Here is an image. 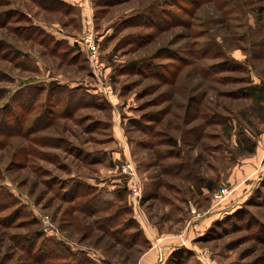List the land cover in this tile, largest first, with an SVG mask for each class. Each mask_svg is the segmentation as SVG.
<instances>
[{"label":"rangeland","instance_id":"rangeland-1","mask_svg":"<svg viewBox=\"0 0 264 264\" xmlns=\"http://www.w3.org/2000/svg\"><path fill=\"white\" fill-rule=\"evenodd\" d=\"M62 1L0 0V264H264V0Z\"/></svg>","mask_w":264,"mask_h":264},{"label":"trees","instance_id":"trees-1","mask_svg":"<svg viewBox=\"0 0 264 264\" xmlns=\"http://www.w3.org/2000/svg\"><path fill=\"white\" fill-rule=\"evenodd\" d=\"M44 2L46 3L45 6L47 8H49V9H52V10H54V8L60 9L62 6L63 7L66 6L65 2L62 1V0H44ZM56 2H58L59 5L58 4L56 5L55 4ZM68 6H70V5L68 4ZM66 9L67 8H65V11H66ZM68 9H69V7H68ZM65 53H67V52H65ZM71 59H74V58L72 57ZM257 89H259L258 86H250V87L245 89V92L247 93V95H251ZM260 90L261 91L263 90V92H264V88H262ZM83 191H85V194L89 195V198L86 200L85 204L86 205L87 204H94V209L93 208L91 209L92 211L93 210H104L107 207L112 205V200H110L109 198H105V197L103 198V196H101L100 193H96V191L94 189L90 188V187L89 188H85V190H83ZM70 193H72V196L75 195V194H78V192H75V191L70 192ZM10 197L11 196L9 195V193L5 189L0 187V212H4L7 209H9V207H11L13 201H11ZM109 223H110V221L109 220L107 221V219L104 221L105 225H107ZM39 235L40 234L35 231L32 235H30L28 237H26V236L23 237V241L28 239L29 242H30L29 246L35 245V244H37V241H38L37 237H39ZM143 238H144L145 242L148 243V240L144 236H143ZM45 245H44V243H41V245H38L37 249H38V252H40V253H38L34 258L43 259V260L47 259L49 257H51V258H53V257L54 258H61V259L64 260L63 264H84V263L88 262V259L80 258V257H77V256L76 257H74V256L71 257L69 255L70 258H68V256L65 255L64 252H62L63 254L60 253V252H59V254H57L58 252L56 254H55V252L53 254L52 253L44 254V253H42V250L45 248ZM29 246H28V249H26V251L31 254L32 249H29L30 248ZM178 252L179 251L171 252L168 255V257L166 258L164 264L166 262H168V261H176V262H178L179 259H178V257L176 258V256H175L176 254H178Z\"/></svg>","mask_w":264,"mask_h":264},{"label":"built area","instance_id":"built-area-1","mask_svg":"<svg viewBox=\"0 0 264 264\" xmlns=\"http://www.w3.org/2000/svg\"><path fill=\"white\" fill-rule=\"evenodd\" d=\"M89 38H90V36H89ZM91 50L93 51V54H95L96 53V47L94 46V45H92L91 47ZM96 58V57H95ZM128 168H130V166H128ZM133 193H134V195L136 196V197H140V191L138 190V189H136V188H133Z\"/></svg>","mask_w":264,"mask_h":264},{"label":"crops","instance_id":"crops-1","mask_svg":"<svg viewBox=\"0 0 264 264\" xmlns=\"http://www.w3.org/2000/svg\"><path fill=\"white\" fill-rule=\"evenodd\" d=\"M151 262V261H150Z\"/></svg>","mask_w":264,"mask_h":264}]
</instances>
